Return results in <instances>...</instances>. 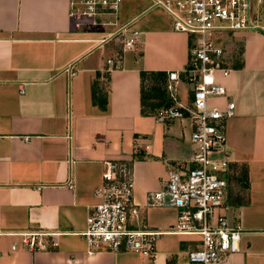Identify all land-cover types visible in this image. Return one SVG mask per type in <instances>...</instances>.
Masks as SVG:
<instances>
[{
	"label": "crops",
	"instance_id": "0c3cea01",
	"mask_svg": "<svg viewBox=\"0 0 264 264\" xmlns=\"http://www.w3.org/2000/svg\"><path fill=\"white\" fill-rule=\"evenodd\" d=\"M72 1L0 0V264H190L197 234H160L153 257L88 252L81 235L105 160L130 162L142 224L165 230L175 221L178 208L146 206L145 194L162 187L173 165L189 163L190 120L160 122L156 109L141 112V98L167 101L170 70L180 78L179 99L189 98L188 36L150 0H117L115 11L99 5L78 18L71 11L83 6ZM133 30L134 47L122 49ZM230 36L238 51L231 61L229 54V73L216 75L226 93L211 102H234L225 122L229 166L246 167V185L236 181L229 193L242 232L221 264H264V31ZM92 86L104 94L103 109ZM33 229L45 232L46 247L20 241Z\"/></svg>",
	"mask_w": 264,
	"mask_h": 264
},
{
	"label": "built area",
	"instance_id": "2783aa9c",
	"mask_svg": "<svg viewBox=\"0 0 264 264\" xmlns=\"http://www.w3.org/2000/svg\"><path fill=\"white\" fill-rule=\"evenodd\" d=\"M117 0H74L80 10L75 17L93 16L96 7L114 11ZM169 14L172 28L188 36V58L183 71L189 84V98L178 95L180 80L175 70L166 74L168 103L159 106L154 117L160 122L188 117L190 140L194 145L188 164H175L159 190L145 194V205L163 204L168 195L178 213L165 230L141 223L139 208L133 198V177L126 159L105 160L101 181L94 188L96 201L86 215L81 231L88 252L105 248L132 251L153 257L155 242L164 232L193 233L200 247L187 252L190 264H221L226 256L239 249L242 227L229 201L230 151L226 144L225 122L234 113L233 100L222 106L212 98L225 95L224 84L216 78L229 73L227 36L243 29L264 31V0H150ZM94 22V20L92 21ZM136 30L122 41V49L132 48ZM109 62L110 59H107ZM71 73V69L68 68ZM45 232L37 229L20 232V241L28 248H44ZM14 243L10 249H14Z\"/></svg>",
	"mask_w": 264,
	"mask_h": 264
},
{
	"label": "trees",
	"instance_id": "16d2710c",
	"mask_svg": "<svg viewBox=\"0 0 264 264\" xmlns=\"http://www.w3.org/2000/svg\"><path fill=\"white\" fill-rule=\"evenodd\" d=\"M96 87L92 86V100L94 103H97V105L103 109L105 107V97L104 94H99V92L95 89ZM152 88H150L149 90L145 91V95L147 94L146 97H153L151 96V92L153 90H151ZM100 96V97H99ZM168 103V100H164L160 103V100L154 99V100H148L145 101L144 96L142 95L141 98V112L145 113V112H151L154 111L155 109H157L159 106H161V104H166ZM237 168V172L235 175V180L240 183V185H246V167L244 165H240L238 167H234Z\"/></svg>",
	"mask_w": 264,
	"mask_h": 264
},
{
	"label": "rangeland",
	"instance_id": "374dc122",
	"mask_svg": "<svg viewBox=\"0 0 264 264\" xmlns=\"http://www.w3.org/2000/svg\"><path fill=\"white\" fill-rule=\"evenodd\" d=\"M116 9V8H115ZM115 11V10H114ZM229 39L226 42L227 45V54H230V61L235 57L238 48L236 45V42L233 41V38L231 36H227ZM134 47V45H133ZM132 47V48H133ZM146 88H148L150 86V84L145 83ZM237 172V168H234L232 166H230L229 171H228V179H229V193L231 194V196L234 195L235 192H237V184H236V180H235V175Z\"/></svg>",
	"mask_w": 264,
	"mask_h": 264
},
{
	"label": "water",
	"instance_id": "95a60500",
	"mask_svg": "<svg viewBox=\"0 0 264 264\" xmlns=\"http://www.w3.org/2000/svg\"><path fill=\"white\" fill-rule=\"evenodd\" d=\"M169 196L168 195H164L163 199L165 203H172L171 201L168 200Z\"/></svg>",
	"mask_w": 264,
	"mask_h": 264
}]
</instances>
